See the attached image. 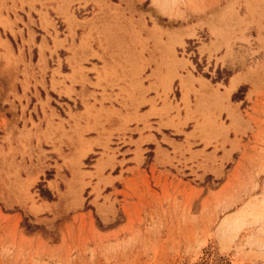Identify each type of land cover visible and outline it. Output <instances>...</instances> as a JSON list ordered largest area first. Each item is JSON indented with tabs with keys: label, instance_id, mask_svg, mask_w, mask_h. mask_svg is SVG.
<instances>
[{
	"label": "rangeland",
	"instance_id": "374dc122",
	"mask_svg": "<svg viewBox=\"0 0 264 264\" xmlns=\"http://www.w3.org/2000/svg\"><path fill=\"white\" fill-rule=\"evenodd\" d=\"M0 264H264V0H0Z\"/></svg>",
	"mask_w": 264,
	"mask_h": 264
},
{
	"label": "crops",
	"instance_id": "0c3cea01",
	"mask_svg": "<svg viewBox=\"0 0 264 264\" xmlns=\"http://www.w3.org/2000/svg\"><path fill=\"white\" fill-rule=\"evenodd\" d=\"M74 62L75 63H80L77 64L75 66V71L74 73L69 70L67 72V74L72 75L73 80L78 79L80 77V74H82V77L86 76L87 78H89L90 76H93L92 72H85L84 69H89L91 66L90 65H86L85 64V60H80L81 58H77V57H73ZM92 64V63H91ZM96 66H98L97 63H95ZM68 67V66H67ZM91 73V75H90ZM46 76L47 74H45L44 79V84H45V88H43L41 85L36 87V92L29 88V92H30V96L34 98L35 102H36V109H41V104L40 103H44L46 105V112L49 114L51 113L49 110V107L51 106V101L54 100L55 102H57V104L62 105V108L64 109L63 105H68V103L65 100H75L76 103L81 104L82 100H84V102H86L87 105H91L92 104V100H90L89 98H87V94L86 91H90L91 90L85 86L84 89H82L81 85L79 83L76 82H71V80L67 79L64 80V82L61 81L60 78H58L57 76L53 77V82L52 84L54 85V88L52 89V84H49L50 81V77H48V81H46ZM41 77V76H39ZM148 86V87H152L149 84V81L146 82L144 84V86ZM241 85V83L237 84L233 90V92L238 88V86ZM145 86V87H146ZM230 86V85H229ZM41 91L45 94V95H41ZM50 92L53 93L55 95L56 98H52L50 95ZM95 92V91H93ZM231 92V93H233ZM230 93V94H231ZM153 94L151 91L148 90V94L145 96V99H151L153 98ZM28 95V94H26ZM28 96L30 102L32 101V98ZM108 106V105H106ZM149 106V105H148ZM104 107V106H103ZM112 107L114 109H118V107L115 104H112ZM95 108H97V105H95ZM108 109H110V107H107ZM65 110V109H64ZM164 121V119H162ZM55 121V120H54ZM158 122V121H157ZM154 123V122H153ZM64 126V125H63ZM83 128L84 126L80 123L79 125L75 126V128ZM65 128V126H64ZM74 128V129H75ZM139 128V127H138ZM154 128V127H153ZM66 130V128H65ZM157 133L161 136H159V138L153 133H146L143 132L142 136L143 137H147L149 139V141H147V144H154L155 145V149H157V145H159V141H164L163 139H166L167 141H170L169 138H167L164 133L162 132V129H159L157 131ZM86 138V137H85ZM87 139V138H86ZM145 144H142V146H144Z\"/></svg>",
	"mask_w": 264,
	"mask_h": 264
},
{
	"label": "bare ground",
	"instance_id": "6f19581e",
	"mask_svg": "<svg viewBox=\"0 0 264 264\" xmlns=\"http://www.w3.org/2000/svg\"><path fill=\"white\" fill-rule=\"evenodd\" d=\"M203 83V81H201ZM237 83L236 79H232L230 86L228 87V89H232L234 87V85Z\"/></svg>",
	"mask_w": 264,
	"mask_h": 264
}]
</instances>
